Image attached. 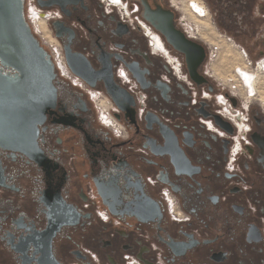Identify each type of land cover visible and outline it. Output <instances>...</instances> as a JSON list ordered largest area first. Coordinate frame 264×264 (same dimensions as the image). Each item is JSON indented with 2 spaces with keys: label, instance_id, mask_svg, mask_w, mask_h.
<instances>
[{
  "label": "flooded vegetation",
  "instance_id": "flooded-vegetation-1",
  "mask_svg": "<svg viewBox=\"0 0 264 264\" xmlns=\"http://www.w3.org/2000/svg\"><path fill=\"white\" fill-rule=\"evenodd\" d=\"M122 1L132 18L142 19L143 3L171 10L176 28L205 48L208 82L195 84L183 55L146 23L151 44L105 0H36L29 24L47 51L58 48L68 77L56 70L57 101L36 145L0 148V264H264V99L249 95L264 76L243 86L254 98L244 105L207 66L216 40L248 66L244 51L252 71L264 61V0H195L208 26L190 38L178 0ZM221 94L250 125L235 160L237 129Z\"/></svg>",
  "mask_w": 264,
  "mask_h": 264
},
{
  "label": "water",
  "instance_id": "water-1",
  "mask_svg": "<svg viewBox=\"0 0 264 264\" xmlns=\"http://www.w3.org/2000/svg\"><path fill=\"white\" fill-rule=\"evenodd\" d=\"M142 19L158 32L172 50L185 57L191 80L207 84L199 73L205 48L175 26L174 14L162 6L143 3ZM5 69L14 73L6 74ZM56 67L50 53L27 21L25 0H0V148L23 151L36 145L39 126L57 101ZM116 102V94L110 93ZM221 128L231 126L217 118ZM252 140L261 146L257 135Z\"/></svg>",
  "mask_w": 264,
  "mask_h": 264
},
{
  "label": "built area",
  "instance_id": "built-area-1",
  "mask_svg": "<svg viewBox=\"0 0 264 264\" xmlns=\"http://www.w3.org/2000/svg\"><path fill=\"white\" fill-rule=\"evenodd\" d=\"M35 1L36 0H25V5H26V18L28 20V22H30L31 17L34 14H38V11L36 9V5H35ZM180 2V4H182V0H178ZM177 0H175V2L178 4ZM106 5H108V8H115L118 10V12L120 13L121 17L123 18V20H125L126 22H132V19H134L135 21H137L142 27H144L142 25V23H145L142 19H140L139 17H130V11H129V7L128 4L122 0H105ZM178 4V6L180 5ZM195 7L196 9L194 10L196 16H199L200 12L199 9L195 3ZM138 10L137 6H134L132 12L136 13ZM180 10V14H181V22L185 23V25H188V28H186V32L190 38V31H192L191 28H195L194 23L192 24L189 20H188V16H182L181 11H183V8L179 7ZM129 11V13H128ZM131 12V13H132ZM184 13V12H183ZM185 14V13H184ZM187 15V14H186ZM146 24V23H145ZM147 25V24H146ZM148 26V25H147ZM144 31L149 35V41L151 44H153L155 41L154 36L151 34V29L150 28H146L144 27ZM150 33V34H149ZM205 42V41H204ZM48 52L50 53L51 57H52V61L56 67V70L59 71L58 67V61H61V59L63 60V57L61 55V53L59 52L58 48L53 44L50 46H47ZM242 54L245 57V60L248 64L249 67V73L253 74L256 73V71H258V69L260 70V68L263 70L264 72V61H261L259 63L256 64V69L254 71L250 70V67L252 65L251 61L248 59L247 55L244 53V51H242ZM60 72V71H59ZM122 78L123 80H127V76L126 74L122 73ZM128 81V80H127ZM238 85V87H237ZM230 92H232L233 94H239V90H240V84L235 82L232 84L227 85L226 87ZM240 95V94H239ZM90 96L92 97L93 100H95L97 97L94 93H90ZM204 97L207 99H210L211 96L209 93H204ZM251 100H254L253 97H251ZM217 100L218 102L223 104L224 107V111L226 112V117L228 118V120L234 125V127L237 129V137H236V144H235V150H234V155H233V160H235L236 157V152L238 151L239 146L241 145V143H245L247 145L250 144V140H249V134L251 133L250 131V125H249V121H248V116L245 112L241 111V110H236L235 112H231L230 110H227L225 107L228 105V100L226 99V97L224 95H219L217 96ZM250 100V101H251ZM244 105L245 102H243ZM260 104V103H259ZM261 108L264 110V105H261ZM101 118H104L105 122L108 124H111L110 120L108 121L106 114H103V112H101ZM206 125L208 126V128H212V124L206 123ZM112 129L114 130V132L116 134H118V128L115 124L111 125ZM234 164H232V168H233ZM165 198L167 200V207L168 210L171 214V216L177 220H179L180 218H182V215L178 212V208L176 206V204L169 198V196L167 194H164ZM100 217L102 218V220H104L105 222L108 221V217L105 213H99ZM92 258L95 262L96 258L94 255H92ZM98 263V262H97ZM99 264V263H98Z\"/></svg>",
  "mask_w": 264,
  "mask_h": 264
},
{
  "label": "rangeland",
  "instance_id": "rangeland-1",
  "mask_svg": "<svg viewBox=\"0 0 264 264\" xmlns=\"http://www.w3.org/2000/svg\"><path fill=\"white\" fill-rule=\"evenodd\" d=\"M190 1L192 0H183V3L179 5V7L183 8V11H181L182 16H188V20L194 23V26H196L198 29H204L205 25L202 24L200 21H198L197 16L192 12V7L190 6ZM185 14H184V13ZM187 14V15H186ZM181 15V14H180ZM202 24L203 27L200 25ZM203 33V31H201ZM50 35V34H49ZM51 38V37H50ZM52 40V39H51ZM208 41V39H205ZM52 42V41H51ZM209 42V41H208ZM210 43V42H209ZM215 44H219L218 47L209 46V61H208V68H212V72L216 73V76L220 78L223 82L227 84L232 83H239L240 84V90L239 94L243 96L244 99L243 102H246L247 100H251L246 95V89H244L243 85L235 80L236 76H238V71L243 67L245 71L249 72V67L244 63L243 58L240 56V54L229 44L226 42H216ZM218 49L219 53L216 54V50ZM217 56V58H216ZM257 72V71H256ZM253 75V74H252ZM234 79L230 81V79ZM237 79V78H236ZM254 81L251 80L250 83H253ZM238 87V85H237ZM259 95H261V98L264 99V87H260L259 89ZM263 101V100H262Z\"/></svg>",
  "mask_w": 264,
  "mask_h": 264
},
{
  "label": "bare ground",
  "instance_id": "bare-ground-1",
  "mask_svg": "<svg viewBox=\"0 0 264 264\" xmlns=\"http://www.w3.org/2000/svg\"><path fill=\"white\" fill-rule=\"evenodd\" d=\"M195 3H196V1L195 0H192V2H190V6L192 7V12L195 14V12H194V10L196 9V7H195ZM128 13H129V11H128ZM196 15V14H195ZM35 19H36V16H35V14L31 17V20H30V23L33 25L34 24V22H35ZM142 25L144 26V27H146V28H149L145 23H142ZM205 26H208V25H205ZM205 28V27H204ZM205 30H207V32L206 33H210V31H211V29H210V27H207ZM206 36V35H205ZM206 38H208L207 36H206ZM210 41V40H209ZM157 42V41H156ZM245 63V62H244ZM58 65H59V67H58V69H59V71H60V73L64 76V77H68V72H67V69H66V67H65V64H64V61L61 59V61H58ZM257 74H259V75H262V76H264V73H263V70H258L257 71ZM255 75L256 74H254V75H252V74H250L248 71H245L244 69H243V67H241V69H239V71H238V76H236V78H237V80H238V82H240L244 87L246 86V84H251L250 82H251V80L252 81H254L255 80ZM236 78H235V80H236ZM230 80H234L233 78L232 79H230ZM259 86V89H260V87H264V85H261V84H259L258 85ZM246 88V87H245ZM259 89H257L256 91H252V90H249V95H254V94H256V93H259ZM259 96H261V95H259Z\"/></svg>",
  "mask_w": 264,
  "mask_h": 264
}]
</instances>
